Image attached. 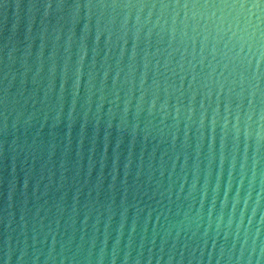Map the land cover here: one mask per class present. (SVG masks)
<instances>
[{"label":"water","instance_id":"obj_1","mask_svg":"<svg viewBox=\"0 0 264 264\" xmlns=\"http://www.w3.org/2000/svg\"><path fill=\"white\" fill-rule=\"evenodd\" d=\"M0 264H264V0H0Z\"/></svg>","mask_w":264,"mask_h":264}]
</instances>
